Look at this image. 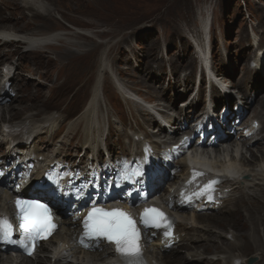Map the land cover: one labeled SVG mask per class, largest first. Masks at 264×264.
Listing matches in <instances>:
<instances>
[{"label":"rangeland","instance_id":"obj_1","mask_svg":"<svg viewBox=\"0 0 264 264\" xmlns=\"http://www.w3.org/2000/svg\"><path fill=\"white\" fill-rule=\"evenodd\" d=\"M40 1L46 4L45 0ZM95 1L99 4L95 10L78 8L74 3L57 2L56 10L51 13L52 21L41 20L39 17L32 20L47 23L50 26L49 32H54V35L67 36L76 33L80 39L71 41L81 43L84 46L82 50L100 48L94 57L86 60L93 70L99 67L103 54L108 53V71L104 75L97 100L99 111L93 124L95 129H99L98 140L102 144L99 156L103 150L106 153L108 151L111 160L117 158L120 153H128L130 147H125L124 150L123 141L131 142V134L142 135L134 136L135 141L150 135L156 144H163L167 139L160 137V133L168 131L167 127L162 126L163 129L159 131L156 129V123L151 127L145 120L147 116L136 108L135 100L125 99L124 95L118 92V87L122 86L126 93L149 99L143 104L149 105L150 108L153 105L160 108L162 104V109L167 110L170 120L190 117V114H185L184 107L180 106L188 96V99L194 98L195 103H191V108L195 105L193 113L200 111L203 101L208 97H211L212 103L219 105L220 109L223 108L221 106L224 98L231 97L229 106L232 109L235 103L242 99L240 93L244 94V98H248L251 94L248 88L252 86L263 88L257 102L264 98V0ZM14 3V0H5V10L0 14V27H5L6 31H9L7 28L11 23L18 20V17L12 20L11 13L13 8H16ZM21 10L18 16L22 14ZM24 14L26 18L32 17L31 13ZM4 17H8V21H4ZM34 22L27 28L28 33L39 29ZM92 33L97 36L92 37ZM89 35L94 40L93 45L87 40ZM68 41L64 40L65 43ZM49 44L54 48L60 47V43L53 39ZM45 52L47 57L40 62L42 66L36 64L38 57L35 54L28 53L26 56L34 69L36 68L32 75L38 79L32 80L34 77L28 75L29 73L23 75L25 78L29 77L27 80L36 82V87H39L34 89L32 95L33 87L29 84L32 98L37 102H30L32 104L28 106H43L40 109L31 108L33 110L29 112L36 113L39 109L40 112L37 113L40 118L54 115L55 118L58 116L62 119L56 125L55 133L51 135L44 132L42 141L37 145L42 148L41 151L45 149L43 153L49 152V155L53 148L58 146L57 139L65 134L68 124L80 118L86 108L91 98L95 74L93 72L81 82L80 76L73 74L69 77V72L63 70L59 72L60 80L57 81L56 67L46 60L54 62L58 55L50 54L47 50ZM70 60L75 59L68 61ZM76 69L80 73V67ZM18 85L21 88L23 84L18 82ZM39 89L42 91V97ZM222 90L226 93L223 96ZM13 98V101L16 100V97ZM25 98L28 100V94H25ZM10 101L0 103V107L6 106ZM250 103L254 105V102ZM14 104L19 109L27 107L20 106L17 102ZM151 110L153 111V108ZM18 113L23 116L26 111ZM11 119V113H8L5 120ZM192 119L180 128L179 136L189 127ZM260 123L264 125V118ZM83 129L82 125L77 127L64 146L67 150L59 149V154L67 152L66 157L62 158L75 161L74 158L80 153H88L83 147ZM105 142L108 144L106 147ZM104 158L106 159V156ZM259 207L264 209L263 204H259ZM250 211L249 204L240 205L237 216L231 223L225 228L216 227V232L221 233L220 238L212 240L208 246L210 254L206 258L211 260L215 257L220 259L216 264H227L230 262L229 257L239 256L245 259L258 255L260 261L258 259L256 263L264 264V225L257 226L255 231L243 225V215L248 217ZM238 236L243 238V243L239 241L241 248L228 251L227 245L233 237ZM180 250V256L187 259L186 248ZM12 256L16 254L7 253V257ZM188 259L191 261L193 258ZM212 262L214 263L213 260Z\"/></svg>","mask_w":264,"mask_h":264},{"label":"bare ground","instance_id":"obj_2","mask_svg":"<svg viewBox=\"0 0 264 264\" xmlns=\"http://www.w3.org/2000/svg\"><path fill=\"white\" fill-rule=\"evenodd\" d=\"M45 1L46 4H43L40 0H14V2H16L14 3L16 8H13L11 15L13 16L12 20L16 19V17H18V20L14 23H11V25L7 28L9 31H6L5 27H0V77L3 78V74L5 73L4 68L8 67L10 68L11 72H15V77L17 76V79L15 78L16 80H14L23 84L21 88L17 87L18 89L16 91V100L13 101V98L6 106L0 107V149H3L1 153H4V156L7 159H10L12 157V154L14 153L23 154V156L27 158L29 163L34 164L33 171L35 172L33 173V175L42 168L47 167V163H51L54 160H61L62 156L67 155V152L65 151L64 153L60 152V154L58 151H60L59 149L67 150V148H65L64 146L68 143L71 135L77 130V127L79 125L84 126L82 132L85 140L83 142V147L89 152L90 156L88 157V161H94L98 158L99 150L100 148H102V144L98 140L99 129H95L93 127V124H95L94 119L96 115H98L99 111L97 100L100 96V90L103 85L104 75L108 71V53L103 54L99 67L96 70H93L92 65L88 64L86 60L89 57H94L98 53L100 48L94 47L92 49L82 50V47L84 46H82L81 43L71 41L72 39H80V36H78L76 33L68 35L65 34L67 36L54 35V32H49L50 26L47 25V23H37L32 20V18L34 17H39L41 18V20H51V13L56 10L55 4H57V2H63L67 4L74 3V5L78 8H88L90 10L97 9L99 4H97L95 0ZM4 3L5 0H0V14L5 10ZM52 6H54V8H52ZM21 8L23 10H21ZM19 10H21L22 14L20 13V15L18 16ZM24 12L31 13L32 17L26 18L24 16ZM3 19L4 21H8V17H4ZM32 21L35 25L39 26V29H37V31L28 33L27 28L30 25H33ZM90 35H92V37L97 36L95 33H92ZM90 35L87 40L93 45L94 40ZM52 39L60 43L59 48L50 46L49 41ZM67 39L69 41L65 43L64 40ZM12 48H14L15 50ZM45 50L49 51L50 54L53 53L55 55H58V58L54 60V62L51 60L49 61L48 59L46 60L52 63L54 67H56L55 71L57 75V81L60 80L59 72L63 70L69 72V77L73 74L80 76L81 78L79 79L81 80V82L85 81L86 76L88 77L93 72L95 74V80L91 88V98L89 99L86 108L82 112L80 118L68 124V126L65 128V134L57 139V148L54 146L55 148H53L51 154L49 155L47 154L49 152H47L46 154L43 153L45 149L41 151L42 148L37 145L42 141L41 138L43 137L44 132L45 134L51 135L55 133L56 125L59 124L60 120L62 119L58 116L55 118L54 115L44 116L42 118L39 117V113L37 112H40L39 109L43 106L41 104H34L35 102H37V100H34L32 98L35 90L39 88L36 87L38 86V84L34 81L27 80L29 79V77L25 78V76L23 75V73H29L28 75L34 77L33 75L36 69H34L32 62L26 58L27 54H35L38 57V62L36 64L38 66H42L40 62L43 61V58L47 57L44 54L46 53ZM69 59L75 60L68 61ZM78 66L80 67V73L76 69V67ZM4 79L0 81V87ZM31 79L37 80L38 78L34 77ZM29 84L33 87L32 95ZM121 87L117 88L118 92L122 93L124 95V98L128 99L129 101L135 100V103L137 104L136 108L141 110L143 114L147 116L145 120L146 122H149V125L151 127L156 123V128H159V130H161L163 129L160 127L161 124H167L168 127L166 129H168L169 132L171 131L173 133L174 136H168V134L164 132L160 133V136L163 138V140H165V138L167 139L163 144H158L157 147L154 146L156 151L159 150V145H161L163 150L168 151V153H172V148L182 141V138L185 134L192 135L195 132V129L193 128L194 123L197 120L203 118H207L208 121H211V118L213 116H216L215 112L217 110V107L219 106L213 105L211 99H208L207 101L204 100V103L207 102L205 111H196L195 113H193L191 103H195L193 102L194 98L188 99V96L186 100L180 103V106H185V114H190V117L184 118L185 122L188 119L193 118L191 123L188 124L189 127L192 126V130L187 127V130L184 131V134L179 137L180 128L183 126L181 124H177V122H180L179 118H173L172 120H170L167 117L169 116V113H167L166 109H162L164 106L159 102H157V104H161V107H154L153 105L151 107L153 108L152 111L149 105L145 104V106L143 104L144 102H148L149 99L146 100L142 97H138L133 93H126L123 90L124 88L122 89ZM262 89L263 88H261V86H258V88H254L253 86L248 88V91L251 90V94H248V98H244V94L240 93V95L242 96V99L239 100V104L242 106L241 112H236L234 109L230 110V115L226 117L225 123L227 122L229 124L230 122H232L231 127L234 128V130L238 129V127H233L236 120L238 119H241L240 123L245 124L244 128L248 127L246 125L250 120H252L251 124L253 122H257L259 124L258 121L264 118V98L257 102V98L261 94ZM40 91L41 90L39 89V93ZM25 94H28V100L25 98ZM225 94V91L222 90V96ZM40 97H42V91ZM229 99H231V97H225L223 104L227 103V101L228 103L231 102ZM251 101L254 102L255 106L251 105ZM16 102L20 103V106L27 107L19 109L14 104ZM30 102H34V105L29 107L28 105L32 104ZM45 106L46 104H44V107ZM31 108L39 109L36 113H30L29 111L33 110H31ZM258 109L260 110L258 111ZM18 111H26V113L23 114V116H20V113H18ZM8 113H11V120H5V118H7L8 116ZM230 116L233 117L230 118ZM215 119H217V117H215ZM225 123H219L221 129L224 131L225 138L222 142H218L215 147H210L208 146V144H205L203 147H197L196 144L198 143L199 138H196L191 142L190 140L192 138L190 136H188V138L184 142L180 143V145L175 150L177 151L176 153L179 154L177 156L178 158L176 159V161H173L174 167L178 168L179 171L171 181V184L180 181L182 176L187 172L188 168L185 166V160L183 157L185 153L194 151L196 149H211L214 153L218 154L215 161L211 162L213 167L221 170L222 173L227 177H236V180H226L224 184V189L228 191L227 198L222 201V205L220 207H218L217 209H212L209 212L193 214H186V212H183L182 214L177 215V233L179 234L180 238L179 243H177L170 250H165L163 252L160 249L162 245L159 241L152 244H147V242L146 244H144V251L150 258L151 264H216L220 259L213 257V259L211 260H213L214 263H211V260L206 258V256L210 254L208 246L212 243L213 239L220 238L219 236L221 233H217V230L215 229H217L218 227L225 228L226 225L231 223L232 219L237 216L240 205L249 204L251 207L250 214L247 212L248 217H245V215H243L244 218L242 219L243 225L246 228L250 229L251 231H255L257 226L264 225V209L259 207V204L264 205V125H261L259 131H254L249 128L248 133H250V136L245 137L243 135V131L236 132L234 135H232L231 133H227V130H224ZM7 125H13L15 127H22L24 125H27L29 127L26 132V134L28 135L27 139L23 141L19 146L15 145V142H13V137L6 138L7 134L5 133V127ZM134 136L139 137L142 135L131 134L132 140H130L131 142H129V144L131 145L130 147H133V149H129V152L127 153V157L131 158L137 155L142 144V141H140V139H136L135 141L133 139ZM149 136L150 135H148L147 137L146 135L145 139L148 140L149 143H155L153 137L151 138ZM145 139L143 141H146ZM125 144L126 141H123L124 150L125 147H128ZM107 145V142H105L104 147H106ZM4 147H6L5 150ZM55 149L57 151H54ZM72 163H75V161L73 160L68 162V165ZM192 163L196 164L197 162L192 161ZM74 167L78 170L80 169L78 168V166H73V168ZM159 189L161 191L159 193V196L164 201V204L166 205L168 203V199H171L173 205L176 206L175 191L166 189L163 192V190H161V187L158 186L157 190ZM22 193H24L23 190ZM13 199L14 196L8 194L7 191L0 192V214L4 212H14V208L12 205ZM73 229L74 223H72L71 218L62 219L60 229L51 239H49L48 243L42 245L39 252L40 254L38 253L33 260L27 259L22 255L7 257V252L9 250L8 248L1 245L0 264H105V261L111 255L110 250L108 248H103L102 250H98L95 252L82 253L75 245V240L71 233ZM239 241L243 243V238H241L240 236L233 237L232 241L226 247L227 250L230 251L231 249H240L241 245L239 244ZM195 243L199 245H194ZM184 247L188 252L187 259L180 256V249H184ZM189 257H192L193 259L190 261L188 259ZM253 258L259 259L258 255L247 257L245 259H241V257L239 256L229 257L230 262L227 264H235L237 261L240 262L239 264H251L250 261ZM224 260L226 259L224 258Z\"/></svg>","mask_w":264,"mask_h":264},{"label":"snow or ice","instance_id":"obj_3","mask_svg":"<svg viewBox=\"0 0 264 264\" xmlns=\"http://www.w3.org/2000/svg\"><path fill=\"white\" fill-rule=\"evenodd\" d=\"M15 207L19 211V227L23 230V234L19 238L13 239L12 224L7 218L0 217V243L19 245L31 254L35 242L47 238V235L55 228L51 220V209L39 200L20 198L15 200ZM163 220V213L156 209H146L141 222L146 227H161ZM83 227L84 234L89 239L97 241L104 239L109 244H114L115 250L123 258L124 264H143L139 246L140 233L127 214L105 212L103 209L93 208L85 218ZM165 235L167 236L169 233L165 232Z\"/></svg>","mask_w":264,"mask_h":264}]
</instances>
